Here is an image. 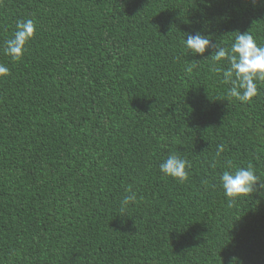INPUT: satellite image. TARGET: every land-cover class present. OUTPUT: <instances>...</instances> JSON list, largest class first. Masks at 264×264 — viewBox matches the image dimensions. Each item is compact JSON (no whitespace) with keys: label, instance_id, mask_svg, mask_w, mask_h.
<instances>
[{"label":"trees","instance_id":"obj_1","mask_svg":"<svg viewBox=\"0 0 264 264\" xmlns=\"http://www.w3.org/2000/svg\"><path fill=\"white\" fill-rule=\"evenodd\" d=\"M18 19L37 30L19 61L0 48V264H264V196L219 185L264 179V81L228 97L227 61L182 43L264 45V0H0V45ZM173 152L187 180L159 171Z\"/></svg>","mask_w":264,"mask_h":264},{"label":"clouds","instance_id":"obj_2","mask_svg":"<svg viewBox=\"0 0 264 264\" xmlns=\"http://www.w3.org/2000/svg\"><path fill=\"white\" fill-rule=\"evenodd\" d=\"M37 24L33 19H18L15 30L10 38L5 40L0 48L13 61H19L27 51L28 43L34 38ZM187 53L203 55L206 50L213 49L211 57L215 65L227 61L228 67H214V71L222 74V82L230 85L227 96L244 103L259 94L258 82L264 81V45L249 32L238 31L230 47L214 42L210 35L197 30L195 34L188 33L183 40ZM195 63L186 66L185 71L191 73ZM10 75L7 64L0 63V78ZM224 145L218 144L216 155L224 152ZM215 167V164L213 165ZM192 168L191 161L178 153L169 155L159 163V171L166 177L179 181L188 179ZM219 185L228 200L229 207L239 199L252 195L254 192L264 196V179L258 174L252 163L236 168L229 167L219 174ZM120 202L121 214H129L130 206L137 202V194L127 189ZM130 215V214H129Z\"/></svg>","mask_w":264,"mask_h":264}]
</instances>
